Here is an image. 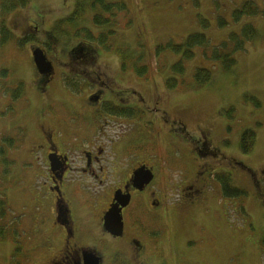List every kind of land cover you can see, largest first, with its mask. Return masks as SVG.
Instances as JSON below:
<instances>
[{
	"label": "rangeland",
	"instance_id": "374dc122",
	"mask_svg": "<svg viewBox=\"0 0 264 264\" xmlns=\"http://www.w3.org/2000/svg\"><path fill=\"white\" fill-rule=\"evenodd\" d=\"M28 1L25 9L5 16V23L15 38L0 46V140L3 137L14 140V148L6 151L7 163L2 160L0 163V195L7 209L6 217L0 220V229L3 228L0 233V264H32L35 258L41 256L43 245L38 243L42 241V234L37 227V215L31 209L36 190L31 187L33 175L24 158L30 145L31 127L34 120L53 113L66 117L68 123H73L69 118L74 117L92 124L90 112L87 114L90 110L80 104L85 103L86 96L95 89L93 72L110 90L130 91L126 100L123 95L116 94L110 98L118 103L123 100L130 105L135 103L137 107L132 119L111 118L109 122L106 119L99 122L103 133L111 141L120 139L121 145L139 154L157 150L163 155L174 151H179V157L188 155L187 152L193 149L191 141L179 137V148L168 145L165 141L168 135L160 122H147L150 117L142 112L145 105L147 108L151 106L153 97H161L164 102L161 106L168 111L169 119L183 123L193 139H198L202 133L207 135L211 148L225 158L214 160L215 163L218 167L231 168L234 176L229 171L224 173L231 175V184L235 189L244 192L241 198L218 197L212 209L205 212L183 207L176 211L177 216L173 212L169 236L163 240L160 250L156 248L152 252L164 257L163 264H264V216H261L264 204L257 199L253 185L245 182L239 174L235 176L239 172L247 174L252 180L253 172L259 173L264 169V0H124L129 14L126 19L119 18V31L114 41H109L112 51L106 52L96 46L98 55L91 67L83 72L77 69L76 73L73 67L68 66L64 50L83 41L74 35L62 38L63 46L57 54L47 55L55 64L56 73L55 84L49 86L46 97L51 102L55 99V104L40 109L37 106L40 102L38 104L32 99L36 106L32 108L26 101L27 93L32 98L34 87L31 51L32 48H41L42 31L50 30L56 21L70 14L76 0ZM248 1L253 2L260 12L245 15L239 22H234L233 11L239 10ZM198 16L209 22L208 28H202ZM220 18L225 22L223 27L218 23ZM128 21L131 25L126 28ZM79 22L92 28L88 16ZM247 24L254 27L257 35L245 43L244 50L234 54L235 64L230 70L225 71L219 63L206 59L201 49H195L193 58L184 62V74L175 77L178 86L173 90L166 88V80L172 77L171 66L179 58L164 47L169 42L180 44L189 34L203 32L211 51L231 33L239 34ZM92 31L94 35L99 32L97 29ZM29 35L37 40L23 44L18 41V38ZM158 44L163 46L159 55L156 54ZM232 45L227 52L233 49ZM115 46L126 49H122L119 55ZM121 59H124L122 63ZM141 67H146L148 73L139 78L136 73ZM197 67L207 68L212 73L211 80L200 87L193 81ZM62 72L72 76L77 74L78 78L87 80L80 81L81 87L87 89L80 98L61 84V80L64 83L66 80ZM20 83L24 91L18 100L13 101V91ZM131 92L141 95L145 105ZM61 106L65 107L64 110ZM201 130L205 132L201 133ZM246 131L254 134L252 151L247 154L241 146V138ZM165 163L164 160L163 170L172 180L169 187L166 184L165 187L174 189L181 184L182 175L172 178L171 174L176 169L172 170V166ZM160 255H152L151 264Z\"/></svg>",
	"mask_w": 264,
	"mask_h": 264
},
{
	"label": "flooded vegetation",
	"instance_id": "af4514ba",
	"mask_svg": "<svg viewBox=\"0 0 264 264\" xmlns=\"http://www.w3.org/2000/svg\"><path fill=\"white\" fill-rule=\"evenodd\" d=\"M80 44L77 42L72 48L83 50ZM45 52L52 65V74L38 73L32 61L35 71L32 98L26 94V101L32 108L36 107L33 100L38 104L40 102L38 109L50 108L55 104V99L48 101L46 93L49 86L55 84L53 80L56 73L55 64L47 55L56 53ZM82 59L84 61L74 63L68 56V66L77 67L83 72L94 63V58ZM77 69L73 68V72L78 73ZM61 74L66 79L72 76L64 72ZM92 74L96 78L95 89L86 96L85 103L80 102L82 107L90 110L87 114L90 112L92 124L74 117L69 118L73 123H68L66 117H59L58 113L52 112L34 120V127H31L30 145L25 150L24 158L33 175L31 187L36 193L31 209L37 215V227L42 234V241L38 245H43L41 256L35 258L32 264L45 261L47 264H88L87 259L92 258L98 259L99 264H151L152 255H160L153 253V249H161L163 240L172 229L169 224L172 223L173 212L182 207L200 212L212 209L215 199L225 195L223 189L229 174L224 172L229 171L234 176L231 168L218 167L215 163L225 158L211 148L209 138L202 133L205 131L201 130L203 135L193 139L183 123L169 119L168 111L161 106L164 103L161 97H153L152 107L147 108L143 97L137 92H131L145 105L142 112L150 117L147 122H160L164 133L168 135L165 136L168 145L179 148V137L193 143V149L187 152L188 155L179 157V151L163 155L157 150L139 154L121 145L120 139L111 141L103 133L99 122L126 118L111 116L104 112V108L135 109L136 106L135 103L130 105L124 100L118 103L110 98L116 94L123 95L126 100L130 91L121 93L110 90L96 72ZM74 76L79 77L77 74ZM83 80L87 82L85 78ZM61 84L79 98L87 90L83 87L77 93L68 89L62 80ZM138 105L141 104L138 102ZM62 108L64 110L65 107ZM158 113L160 115H156ZM164 160L167 166H172V170H179L172 171V178L182 175L179 181L181 184L174 189L165 187V184L169 187L172 180L168 172L163 170ZM139 170L152 176L148 184L136 182L134 176ZM238 174L245 182L253 185L257 199L264 204V169L259 173L253 172V181L247 174L237 172L235 176ZM236 190L237 196L243 197L244 192ZM116 192L129 196L126 206L115 199ZM115 205L121 209L122 233L119 235L105 228V214ZM261 216L263 218L264 214ZM163 258L158 256V260L153 259V264H163Z\"/></svg>",
	"mask_w": 264,
	"mask_h": 264
},
{
	"label": "trees",
	"instance_id": "16d2710c",
	"mask_svg": "<svg viewBox=\"0 0 264 264\" xmlns=\"http://www.w3.org/2000/svg\"><path fill=\"white\" fill-rule=\"evenodd\" d=\"M29 4L28 0H0V46L9 42L11 39L15 38V35L9 30L5 23V16L17 10L25 9ZM253 2H245L239 10H234L232 13V18L234 22H239L240 19L245 15H255L259 13L257 6H253ZM129 9L124 0H76L74 8L70 14L65 18L59 19L53 25L50 30H43L42 37L43 43L41 47L47 51V53H56L60 46H63L62 38L66 39L74 35L75 37H81L80 47L81 49H73L72 47L64 50V55L68 61V56L78 63L84 61L83 57L94 58L97 56L98 52L96 46L103 48L106 52L112 51V46L109 41H114V37L119 31L120 19L128 18ZM88 16L89 20L91 18L92 28L84 27L80 25V20ZM201 16H198L200 19ZM218 23L221 27L225 24L223 18L218 19ZM200 24L203 29L209 27V22L200 19ZM131 25L128 21L125 25L128 28ZM92 29H97L99 32L97 35L92 31ZM94 33V34H93ZM83 35V37H82ZM257 31L250 24L244 25L241 32L231 33L228 35L227 39L220 42L219 45L212 47L210 51V43L206 38L205 34L202 32H196L189 34L184 42L176 44L169 42L166 47L173 55L178 56V61L171 66L170 73L172 77L166 80V88L168 90L175 89L177 85V77L184 74V62L189 61L195 55V49H201L203 56L209 59L211 62L219 63L225 71L230 70L234 64L235 59L234 54L238 51L244 50L245 43L250 42L256 37ZM36 38L33 35H29L23 38H18L20 43L34 42ZM232 45V50L227 52L228 47ZM156 47V54L159 55L162 52L163 46ZM208 47V48H207ZM117 54L121 55L122 49L118 46L114 47ZM208 50L210 55L208 54ZM124 59H121V63ZM139 64V62H136ZM89 64V63H86ZM123 66H125L123 64ZM123 70H125L123 67ZM145 66V65H144ZM77 69V67H73ZM72 68V69H73ZM148 73L146 67H141L137 70V76L139 78L143 77ZM176 77V78H175ZM212 77V73L209 69L204 67H197L193 74V81L197 87L207 84ZM77 79V80H75ZM79 79V80H78ZM83 79L76 76H71L65 80V86L73 92H79L81 90V83ZM23 84L20 83L15 91H13V100H18L23 93ZM104 112L108 113L114 117H121L126 119H132L134 116V109H122L119 107L108 106L104 108ZM254 134L251 131H246L241 138L242 151L244 153H250L253 148ZM14 143L12 139L2 138L0 140V163L2 161L6 162L5 156L7 149H13ZM2 160V161H1ZM3 175H6L3 173ZM224 184L223 192L227 197H233L238 195V191L232 186L229 176H227ZM1 183V182H0ZM7 215L6 203L0 195V220H3ZM9 227V226H8ZM3 230L0 229V233Z\"/></svg>",
	"mask_w": 264,
	"mask_h": 264
},
{
	"label": "water",
	"instance_id": "95a60500",
	"mask_svg": "<svg viewBox=\"0 0 264 264\" xmlns=\"http://www.w3.org/2000/svg\"><path fill=\"white\" fill-rule=\"evenodd\" d=\"M32 55H33V63L38 73L42 75L52 74V65L47 60L43 50H41L40 48H35L32 52ZM91 101H93L92 98ZM134 177L136 182L142 181L143 182L142 184L144 185L148 184L152 179V176L149 175L147 172L143 173V170H139L138 172H135ZM115 199L119 203H121L122 206H126L129 201V196L125 197L121 194V192H116ZM120 211L121 209L119 208V206L117 205L112 206L104 217L106 230L113 233L114 235H119L122 233V221H121ZM87 262L88 264H99V261L96 258L87 259Z\"/></svg>",
	"mask_w": 264,
	"mask_h": 264
}]
</instances>
